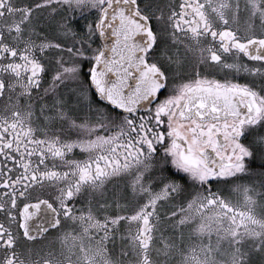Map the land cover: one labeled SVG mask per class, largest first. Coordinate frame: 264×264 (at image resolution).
Returning a JSON list of instances; mask_svg holds the SVG:
<instances>
[{
	"label": "snow or ice",
	"instance_id": "1",
	"mask_svg": "<svg viewBox=\"0 0 264 264\" xmlns=\"http://www.w3.org/2000/svg\"><path fill=\"white\" fill-rule=\"evenodd\" d=\"M0 264H264V0H0Z\"/></svg>",
	"mask_w": 264,
	"mask_h": 264
}]
</instances>
